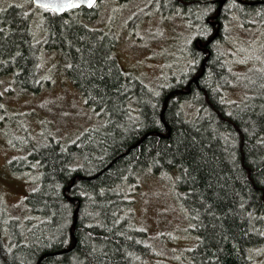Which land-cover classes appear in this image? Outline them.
Returning a JSON list of instances; mask_svg holds the SVG:
<instances>
[{
	"label": "trees",
	"instance_id": "16d2710c",
	"mask_svg": "<svg viewBox=\"0 0 264 264\" xmlns=\"http://www.w3.org/2000/svg\"><path fill=\"white\" fill-rule=\"evenodd\" d=\"M99 1L62 16L40 9L38 39L32 12L0 0V75L38 92L41 53L56 51L100 122L70 142L42 133L9 161L12 173L34 176L35 188L24 215H0V264H141L150 245L134 222L131 191L140 177L173 175L195 238L187 264H256L264 247V39L243 70L220 49L233 16L264 32V0L149 6L164 18L176 13L191 33L179 77L150 85L119 65L115 32L87 23Z\"/></svg>",
	"mask_w": 264,
	"mask_h": 264
},
{
	"label": "rangeland",
	"instance_id": "374dc122",
	"mask_svg": "<svg viewBox=\"0 0 264 264\" xmlns=\"http://www.w3.org/2000/svg\"><path fill=\"white\" fill-rule=\"evenodd\" d=\"M3 1L18 2L28 8L32 12L35 36L43 38L44 32L39 22H35L43 18L40 9L32 7L27 0ZM149 6L154 10L171 9L167 0H134L123 4L100 0L94 20L87 23L115 32L119 65L150 85L179 77L191 33L176 13L164 18L154 10L147 11ZM140 11L144 14L136 18ZM227 27V39L220 51L236 70H243L260 56L264 32L250 24L242 27L235 16ZM68 67L69 61L65 62L56 51H42L39 68L43 86L38 92L22 91L11 76L0 75V215H24V199L35 188L34 176L16 175L10 170L9 161L17 156V150L41 143L45 132L70 142L86 128L100 124L73 87L66 72ZM176 179L175 175L143 176L131 191L134 222L145 230L150 245V252L141 264L188 262L187 252L194 247L195 238L187 230L190 224L177 198ZM0 220L5 219L0 216ZM254 259L256 264H264V247Z\"/></svg>",
	"mask_w": 264,
	"mask_h": 264
},
{
	"label": "water",
	"instance_id": "95a60500",
	"mask_svg": "<svg viewBox=\"0 0 264 264\" xmlns=\"http://www.w3.org/2000/svg\"><path fill=\"white\" fill-rule=\"evenodd\" d=\"M35 8L51 11L57 16L78 10L81 8L91 9L98 0H29Z\"/></svg>",
	"mask_w": 264,
	"mask_h": 264
},
{
	"label": "flooded vegetation",
	"instance_id": "af4514ba",
	"mask_svg": "<svg viewBox=\"0 0 264 264\" xmlns=\"http://www.w3.org/2000/svg\"><path fill=\"white\" fill-rule=\"evenodd\" d=\"M94 8V7H93ZM93 8H91V9H93ZM81 9H84V8H81ZM91 9H89V10H91ZM78 10H80V9H78ZM85 10H87V9H85Z\"/></svg>",
	"mask_w": 264,
	"mask_h": 264
}]
</instances>
